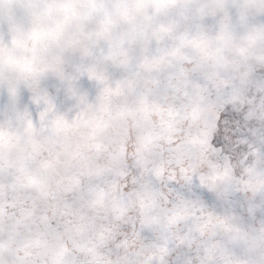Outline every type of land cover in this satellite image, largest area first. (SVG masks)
Wrapping results in <instances>:
<instances>
[{"label": "snow or ice", "instance_id": "6c2138e0", "mask_svg": "<svg viewBox=\"0 0 264 264\" xmlns=\"http://www.w3.org/2000/svg\"><path fill=\"white\" fill-rule=\"evenodd\" d=\"M224 8L145 29L130 0H0V264H264V129L226 104L191 140L210 61L264 51V0Z\"/></svg>", "mask_w": 264, "mask_h": 264}, {"label": "rangeland", "instance_id": "374dc122", "mask_svg": "<svg viewBox=\"0 0 264 264\" xmlns=\"http://www.w3.org/2000/svg\"><path fill=\"white\" fill-rule=\"evenodd\" d=\"M106 4L115 6L123 3V0H104ZM208 11V15H219L225 11L224 5L229 0H199ZM236 3L241 0H235ZM131 10L127 16H121V20L136 18L141 25L147 29L152 21L163 20L168 14L177 11V5L187 4L189 0H130ZM235 7V4L233 5ZM116 13V8H112ZM165 27L158 25L157 30ZM15 43L5 42L0 44V51L7 52L10 47L15 48L20 37L11 38ZM240 41H247L248 49L233 55L231 50L222 59L210 61L208 70L203 74L210 87L207 95L197 94L193 98L198 108L197 115L189 121L191 140L197 141V125H204L209 121L210 116L215 115L219 119V113L224 111L225 105L230 107L245 122H251L255 126L256 133L264 129V51H252L251 40L247 34L237 37V48H243ZM7 73V80L12 83H24L30 90L35 69L29 68L22 74L18 73L15 66L7 63L3 65ZM44 71L49 76H59V71H54L50 66ZM7 88L0 85V108L4 107L9 100ZM223 124V121H221ZM223 161L206 149L197 148L192 153L191 163L201 167L208 172L213 167L219 166ZM233 174L240 176L242 168L235 162L232 163Z\"/></svg>", "mask_w": 264, "mask_h": 264}]
</instances>
